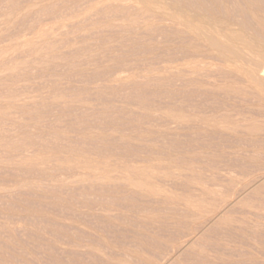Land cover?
Segmentation results:
<instances>
[{
  "label": "rangeland",
  "instance_id": "374dc122",
  "mask_svg": "<svg viewBox=\"0 0 264 264\" xmlns=\"http://www.w3.org/2000/svg\"><path fill=\"white\" fill-rule=\"evenodd\" d=\"M0 264H264V0H0Z\"/></svg>",
  "mask_w": 264,
  "mask_h": 264
},
{
  "label": "crops",
  "instance_id": "0c3cea01",
  "mask_svg": "<svg viewBox=\"0 0 264 264\" xmlns=\"http://www.w3.org/2000/svg\"><path fill=\"white\" fill-rule=\"evenodd\" d=\"M22 220L27 221V220H29V218H27V216L25 215V216H23ZM47 222H49L52 225V228H49L46 231H42V233H39V234H37V236H35L37 240L33 244L35 246H37V248H39L40 246H43V240H44V242L45 241L48 242L49 246H52L54 248L56 246L57 250L56 251L54 250V252L57 254H60L59 253L60 251H58L59 244H62L64 242H68V240L70 241L71 235L73 232L83 233V231L81 229H79L78 227L67 225L66 223H63V221H61L59 219H55V218L48 219ZM88 238H89V236L88 237L83 236L81 238V240L83 243L84 242L88 243L90 241V240H88ZM79 242H81V241H79ZM69 243H72V242H69ZM79 244H82V243H79ZM92 244H95V240H92ZM40 250H43V249L42 248L37 249V252L41 253L42 251H40ZM26 251L27 250H25V252Z\"/></svg>",
  "mask_w": 264,
  "mask_h": 264
},
{
  "label": "bare ground",
  "instance_id": "6f19581e",
  "mask_svg": "<svg viewBox=\"0 0 264 264\" xmlns=\"http://www.w3.org/2000/svg\"><path fill=\"white\" fill-rule=\"evenodd\" d=\"M182 16V15H181ZM199 16V15H198ZM223 25V24H222ZM210 26V25H209ZM198 34V33H197ZM206 38V37H205ZM216 42V41H215ZM224 51V50H223Z\"/></svg>",
  "mask_w": 264,
  "mask_h": 264
}]
</instances>
